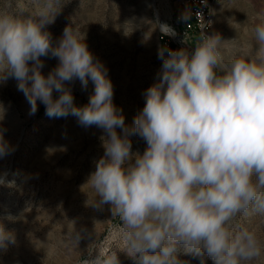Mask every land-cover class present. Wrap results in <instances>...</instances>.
Returning a JSON list of instances; mask_svg holds the SVG:
<instances>
[{"label":"clouds","instance_id":"obj_1","mask_svg":"<svg viewBox=\"0 0 264 264\" xmlns=\"http://www.w3.org/2000/svg\"><path fill=\"white\" fill-rule=\"evenodd\" d=\"M62 7L63 0H28L16 12L12 0L0 3V83L17 81L30 115L39 100L49 118L72 115L79 125L103 131L104 154L87 182L95 198L87 203L98 209L109 205L119 218L114 228L119 251L133 264H183L181 251L200 257V264L205 256L212 264H255L264 256V242L236 221L264 220V9L256 13L247 53L234 48L226 56V41L203 30L192 51L160 47L158 82L143 93L145 105L129 127L86 34L66 26L53 43L46 28ZM157 27L162 36L176 35L167 23L157 20ZM49 54L59 63L45 76L41 57ZM76 79L85 88L89 79L95 86L83 106L66 86ZM4 131L0 128V158L15 151ZM132 135L146 142L142 154L132 151ZM72 224L78 244L81 236ZM6 242L15 238L0 226V247ZM85 264L121 262L112 251Z\"/></svg>","mask_w":264,"mask_h":264},{"label":"rangeland","instance_id":"obj_2","mask_svg":"<svg viewBox=\"0 0 264 264\" xmlns=\"http://www.w3.org/2000/svg\"><path fill=\"white\" fill-rule=\"evenodd\" d=\"M27 3L12 0L13 11H22ZM165 5V0H63L54 23L46 28L53 43L66 26L78 27L86 34L89 51L107 68L113 104L129 127L145 105L143 93L159 79L162 60L158 59V50L162 43L157 20L173 24ZM262 9L264 0H215L210 35L219 34L226 41L222 46L226 56L234 48L251 51V28ZM195 43L193 37L186 47L193 50ZM41 60L45 76L59 63L50 54ZM66 86L71 88L77 106L87 104L94 94L91 79L86 88L79 79L66 82ZM0 107V128L15 148L0 158V176L5 181L0 184V226L15 238V243L0 247V264H85L101 252L112 251L117 252L121 264H133L119 251L114 228L120 221L112 217L110 206L98 209L87 203L95 198L87 182L104 154L100 140L103 131L79 125L72 115L49 118L39 100L37 112L30 115V104L12 78L0 83ZM130 140L132 151L142 154L146 142L138 135L130 136ZM73 222L81 236L78 244L73 239ZM236 223L254 229L264 242V220L251 216L238 218ZM178 259L183 264L201 262L200 257L182 251ZM203 259L205 264H212L208 257ZM255 264H264V256Z\"/></svg>","mask_w":264,"mask_h":264},{"label":"built area","instance_id":"obj_3","mask_svg":"<svg viewBox=\"0 0 264 264\" xmlns=\"http://www.w3.org/2000/svg\"><path fill=\"white\" fill-rule=\"evenodd\" d=\"M165 12L169 19H173V27L176 31L175 36H162L160 32V40L162 46H166L173 50L179 48H187V42L193 37L196 42L199 39L201 31H205L210 35L214 26L215 0H165ZM190 15L188 20L181 19L182 14ZM159 28V27H158ZM185 41V43L183 42Z\"/></svg>","mask_w":264,"mask_h":264}]
</instances>
